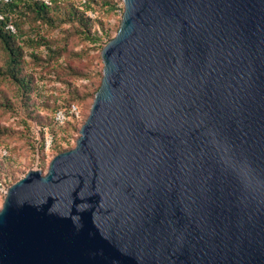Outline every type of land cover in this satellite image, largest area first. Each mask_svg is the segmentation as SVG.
<instances>
[{
  "label": "water",
  "instance_id": "1",
  "mask_svg": "<svg viewBox=\"0 0 264 264\" xmlns=\"http://www.w3.org/2000/svg\"><path fill=\"white\" fill-rule=\"evenodd\" d=\"M73 148L0 208V264H264V0H123Z\"/></svg>",
  "mask_w": 264,
  "mask_h": 264
},
{
  "label": "rangeland",
  "instance_id": "2",
  "mask_svg": "<svg viewBox=\"0 0 264 264\" xmlns=\"http://www.w3.org/2000/svg\"><path fill=\"white\" fill-rule=\"evenodd\" d=\"M35 1L14 0L13 9L0 11L8 15L4 28L15 34L10 44L16 53L11 62L0 36V177L9 186L31 169L46 172L56 154L75 146L100 85L101 49L116 34L124 9L123 0H97L92 9L79 0H37L49 6L39 15ZM72 104L79 118L53 124V111ZM46 129L54 135L48 149Z\"/></svg>",
  "mask_w": 264,
  "mask_h": 264
},
{
  "label": "trees",
  "instance_id": "3",
  "mask_svg": "<svg viewBox=\"0 0 264 264\" xmlns=\"http://www.w3.org/2000/svg\"><path fill=\"white\" fill-rule=\"evenodd\" d=\"M50 1H53V0H50ZM97 2V0H91L89 1L88 3H86L84 5L87 6V7H90L91 8V5L92 3H95ZM107 4V3H106ZM35 5V10H36V13L39 14V15H43L45 14L46 10L49 8L48 4L45 3L44 1H35L34 3ZM109 5V4H108ZM15 7V2L14 0L10 1V2H4V3H0V11L2 12H5L6 10H11ZM109 8H111V6L109 5ZM92 9V8H91ZM82 14H84V11H80ZM8 19V15L5 13L3 18L0 19V36L3 40V43H4V47L7 49L9 55H10V58H11V62H14L15 61V51L13 49V45L10 44V42L12 41V39L14 38V33H11L9 32L7 29L4 28V24L5 22L7 21ZM88 20L89 18L87 17L86 19H83V22L85 24H88ZM92 40H97V37H94L92 38ZM23 84V83H22ZM98 89V88H97ZM96 91V90H95ZM70 106V105H69ZM68 106V107H69ZM68 107H57L55 110L59 109V108H68ZM54 110V111H55ZM53 111V113H54ZM73 119H68L64 124L62 125H58L56 124L54 121H53V116H52V121H53V124H55L56 126H64L65 124H67L68 122L72 121ZM47 128V127H45ZM46 131H49L46 129ZM51 133V132H50ZM52 134V133H51ZM52 136L54 137V135L52 134Z\"/></svg>",
  "mask_w": 264,
  "mask_h": 264
},
{
  "label": "built area",
  "instance_id": "4",
  "mask_svg": "<svg viewBox=\"0 0 264 264\" xmlns=\"http://www.w3.org/2000/svg\"><path fill=\"white\" fill-rule=\"evenodd\" d=\"M4 2H9L10 0H2ZM91 0H79L80 5H85ZM88 15L91 17H94L96 13L94 11H89ZM0 18L2 16L0 15ZM9 28L12 29V25H8ZM53 121L58 124L62 125L64 124L68 119H77L79 118V110L76 105L72 104L68 108H59L54 111L53 113ZM53 136L49 131H45L44 135V147L45 149H48L52 143ZM7 152L6 149H2V154L4 155ZM9 187V183L4 177H0V205L4 199V196L7 193Z\"/></svg>",
  "mask_w": 264,
  "mask_h": 264
}]
</instances>
